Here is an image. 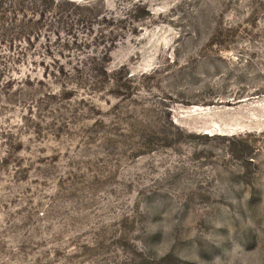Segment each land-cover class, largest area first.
<instances>
[{
  "label": "rangeland",
  "instance_id": "1",
  "mask_svg": "<svg viewBox=\"0 0 264 264\" xmlns=\"http://www.w3.org/2000/svg\"><path fill=\"white\" fill-rule=\"evenodd\" d=\"M0 264H264V0H0Z\"/></svg>",
  "mask_w": 264,
  "mask_h": 264
},
{
  "label": "trees",
  "instance_id": "2",
  "mask_svg": "<svg viewBox=\"0 0 264 264\" xmlns=\"http://www.w3.org/2000/svg\"><path fill=\"white\" fill-rule=\"evenodd\" d=\"M49 1H51V0H49ZM17 4H20V3H17Z\"/></svg>",
  "mask_w": 264,
  "mask_h": 264
}]
</instances>
